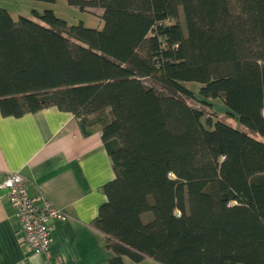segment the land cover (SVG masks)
<instances>
[{
  "label": "trees",
  "instance_id": "16d2710c",
  "mask_svg": "<svg viewBox=\"0 0 264 264\" xmlns=\"http://www.w3.org/2000/svg\"><path fill=\"white\" fill-rule=\"evenodd\" d=\"M67 1L103 27L0 6V110L56 106L102 133L109 264H264V0Z\"/></svg>",
  "mask_w": 264,
  "mask_h": 264
},
{
  "label": "crops",
  "instance_id": "0c3cea01",
  "mask_svg": "<svg viewBox=\"0 0 264 264\" xmlns=\"http://www.w3.org/2000/svg\"><path fill=\"white\" fill-rule=\"evenodd\" d=\"M10 172L21 173L30 196H46L66 218L51 221L48 260L27 245L8 189L0 186V264H109L107 237L93 225L107 200L103 186L115 177L100 131L86 133L72 112L56 106L22 116L0 110V185Z\"/></svg>",
  "mask_w": 264,
  "mask_h": 264
},
{
  "label": "built area",
  "instance_id": "2783aa9c",
  "mask_svg": "<svg viewBox=\"0 0 264 264\" xmlns=\"http://www.w3.org/2000/svg\"><path fill=\"white\" fill-rule=\"evenodd\" d=\"M8 189L9 201L24 231V239L32 251L51 256L54 218H66L65 212L46 196L34 198L27 189L26 178L19 172H10L0 185Z\"/></svg>",
  "mask_w": 264,
  "mask_h": 264
},
{
  "label": "rangeland",
  "instance_id": "374dc122",
  "mask_svg": "<svg viewBox=\"0 0 264 264\" xmlns=\"http://www.w3.org/2000/svg\"><path fill=\"white\" fill-rule=\"evenodd\" d=\"M0 6H7L10 8L14 17H17L19 13L33 17V9H37L40 12H43L46 9H53L59 17L67 20L69 24H78L82 22L86 26L95 28H102L104 24L103 20L99 16L102 14V10L99 7H90L88 10H82L77 6L69 4L67 0H55L52 2L45 0H0ZM185 84L189 88L193 89L197 95H199L201 87L199 82L188 81L185 82ZM187 101L189 104L202 109L206 118L210 117L213 121L223 119L237 128L247 130V128H245L239 121L228 115L229 108L221 98L212 99V106L202 103L197 98H187ZM253 134L257 138L264 141V136L257 133ZM130 261V264H155L153 260L147 259L140 262Z\"/></svg>",
  "mask_w": 264,
  "mask_h": 264
}]
</instances>
